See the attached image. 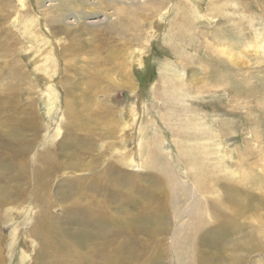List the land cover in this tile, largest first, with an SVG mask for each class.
I'll return each mask as SVG.
<instances>
[{
  "label": "rangeland",
  "instance_id": "1",
  "mask_svg": "<svg viewBox=\"0 0 264 264\" xmlns=\"http://www.w3.org/2000/svg\"><path fill=\"white\" fill-rule=\"evenodd\" d=\"M63 2L0 0V194L10 196L0 203V263L187 264V247L176 239L183 240L181 222L196 214L182 216L175 193L168 187L167 200L155 186L167 171L187 190L213 176L217 199L222 178L231 188L224 214L207 218L216 228L198 233L194 264H236L235 257L264 264V243L259 253L241 248L251 236L264 242V220L257 221L264 216V0H86L83 15ZM115 5L136 9L143 21L131 44L123 33L128 12L116 15ZM49 17L59 20L55 26ZM57 25L85 32L67 35ZM71 35L105 47L99 57L73 53ZM48 44L54 91L64 97L52 111L43 95L50 80L34 62L49 56ZM61 44L67 57L80 58L76 79L61 78ZM137 50L146 52L141 62L133 60ZM101 58L106 63L96 65ZM79 85L86 95L77 94ZM67 144L75 150L70 160ZM128 149L143 171L120 162ZM63 188L71 190V197L63 192L67 204L56 200ZM91 203L100 209H88ZM95 212L125 223L109 224L99 241ZM129 212L146 217L135 222ZM158 215L165 224L151 220Z\"/></svg>",
  "mask_w": 264,
  "mask_h": 264
},
{
  "label": "bare ground",
  "instance_id": "2",
  "mask_svg": "<svg viewBox=\"0 0 264 264\" xmlns=\"http://www.w3.org/2000/svg\"><path fill=\"white\" fill-rule=\"evenodd\" d=\"M22 4L24 3V0H19ZM63 1H65V2H63L64 4H62L63 5V9L65 10V8H67V11L69 12V11H71L72 9H78L79 11H81L82 10V7L84 6V4H85V1L86 0H63ZM138 7V6H137ZM97 9V8H96ZM134 11H136V9H131V8H129L128 9V11H126V10H124V9H119V7L117 6V5H115L114 6V11H113V13H115L116 15H117V13L118 12H120V13H125V12H128V18H129V24L127 25V27H126V29H124L123 30V33L125 34V35H127L128 34V36H130V38H129V44H131V42H132V39H133V37L134 38H138V36H137V34L135 33V31H138V30H140V25H141V23L143 22L142 20V22L141 21H138V19H137V16L134 14ZM83 14H86L84 11H81V15H83ZM45 15V14H44ZM156 15V14H155ZM26 18V17H25ZM49 18H51V17H49ZM56 21H59V20H56V18H55V20L54 19H50V22L51 23H53V25L55 24V22ZM79 24V23H78ZM109 25V24H108ZM55 26V25H54ZM57 29L59 30V32H65V33H67V35L70 33V34H73V33H75V32H81V33H83L84 34V32H85V30L83 29V28H80V26H78V28H76V29H74V27H70V26H64V27H62V26H60V25H57ZM77 29H79V31H77ZM95 31V30H97V29H95V28H91V31ZM99 30H101V29H99ZM56 32V31H55ZM134 32V33H133ZM53 33V32H52ZM78 34V33H77ZM79 35V37H83V35L82 36H80V34H78ZM72 37H74V36H72L71 35V39H73ZM76 37V36H75ZM57 38V37H56ZM60 38V37H59ZM97 38H100V37H97ZM97 38H95V39H97ZM103 38H101V40H102ZM74 41H75V45H70L69 46V49H70V51H72L73 53H76L78 50L80 51V50H83V49H88L89 50V52L91 51V53L92 54H94L95 56L94 57H99V54H100V51H101V49H100V46L102 47V46H104L105 47V45H101L100 44V46H99V42L97 43V41L95 40V42L93 41L92 42V40L89 38V37H87V38H84V39H80V38H76V39H73ZM72 40V41H73ZM100 41V40H99ZM47 43H49V42H47ZM57 43L59 44V41H58V39H57ZM61 43H63V42H61ZM71 44V43H70ZM35 45V44H34ZM50 45L51 44H48L47 46H48V48H50V54H49V56L48 57H46L47 55H45L44 56V53L45 54H47L46 52H44V53H42V54H40L39 56L37 55L35 58H34V62L37 64V62L39 61V62H42L43 64H44V70H43V74H44V79L43 80H45V81H47V80H50V82H49V84L45 87V89H43V95H45V96H47V99H48V111L49 110H53V108H55L56 107V105H57V102H58V100L59 101H62V99L64 98L62 95H60V94H58L56 91H54L55 89H58L57 87H55L53 84H55V83H53V75L55 74V72L57 71V63H56V61H55V56H54V49L53 48H51L50 47ZM65 45V44H64ZM63 44H61L60 45V53H61V56H62V58L64 59V63H65V73L63 74V77H61L62 79L63 78H67V77H69L70 75H71V77L72 78H74V79H76V76H77V74H79V72H80V66H78V64L80 63V58H78V57H73V58H71V57H67V53H66V46H64ZM55 48H57V47H55ZM58 49V48H57ZM51 50H53V52L51 51ZM48 51V50H47ZM79 51H78V53H79ZM138 52H136V51H134L135 53H136V55H135V58L136 59H133L134 61H140V58L142 57L141 56V53H146V52H143V51H141V53H140V51L139 50H137ZM221 51V50H220ZM90 53V54H91ZM220 53V52H219ZM223 53H224V51H223ZM72 54V53H71ZM227 54H229V53H227ZM70 56V55H69ZM77 56V55H76ZM228 56V55H227ZM40 57H41V59H42V61H40L39 59H40ZM82 59V58H81ZM83 59H84V57H83ZM105 60V58L104 59H99V62L97 61L95 64L96 65H101L102 64V62ZM136 61V62H137ZM105 63H106V61H104ZM103 62V63H104ZM141 62V61H140ZM41 64V63H40ZM43 64H41V65H43ZM39 65V64H38ZM46 65V66H45ZM71 71H73V74L71 73ZM74 72H76V73H74ZM40 76V75H39ZM43 77V76H42ZM41 77V78H42ZM46 78V79H45ZM40 79V78H39ZM93 79V81H95V78H92ZM77 84V83H76ZM78 85V84H77ZM90 87V86H89ZM55 88V89H54ZM82 85H79V87H78V90H79V93H77V94H80V95H86V93H85V91L84 90H82ZM70 89V88H69ZM74 87H72L71 88V92H72V95H73V98H74V95H76V90L74 91ZM84 89V88H83ZM65 91V93L66 94H70V93H67L66 92V90H64ZM30 93V92H29ZM64 93V94H65ZM42 95V94H41ZM44 96V97H45ZM70 98V97H69ZM43 99H46V97L45 98H43ZM77 101V100H76ZM75 102V101H74ZM59 105H61L60 104V102H59ZM58 105V106H59ZM82 105V104H81ZM69 106H71V105H69V103H68V100H67V103L66 102H64V112H67L68 113V116H69V114H70V112H72V108L71 107H69ZM74 109V108H73ZM134 109V108H133ZM82 110H84V108H83V105H82ZM131 111H133L132 109H130ZM133 114H131V116H132ZM67 116V117H68ZM134 117V116H133ZM134 119V118H133ZM78 121V120H77ZM83 122V120H80V124ZM84 123V122H83ZM16 126V125H15ZM129 126H130V123H129V125H128V128H127V126H125V129H129ZM70 129V128H69ZM71 130V129H70ZM127 135H126V137L124 138V140H127V139H129V133H126ZM135 135V134H134ZM16 139V140H20L19 139V137L18 136H13V137H11V139L10 140H13V139ZM137 139V138H136ZM140 140V141H139ZM138 141V147H139V153L142 151V138L141 139H139ZM133 142V141H132ZM69 147H73V145H66L65 146V149H66V153H64L63 155L66 157V158H68V160H70L71 158H73L72 157V155H74L73 154V151H75V150H73V151H70L69 150ZM138 147H137V151H138ZM70 151V152H69ZM128 152L129 153H122V157H121V160H120V162L122 163V164H126V165H131V166H133L134 167V169L135 170H140V171H143V167H142V165H143V163H141V161L137 158V159H135V157H134V155L132 154V152L130 151V149H128ZM138 153V154H139ZM138 154H136L135 156H137ZM128 155V156H127ZM120 156V155H119ZM139 157H140V154L138 155ZM127 157V158H126ZM126 160H128L127 162H125ZM145 163V162H144ZM72 164V163H71ZM75 164H76V162H75ZM148 164H150L151 165V163L150 162H146V165H148ZM69 165H70V163H69ZM77 165V164H76ZM144 166H145V164H144ZM165 166V165H164ZM21 168H23V170H24V167L23 166H21ZM72 168V167H71ZM64 170V169H63ZM66 170V169H65ZM77 170V169H76ZM97 171H98V169H97ZM167 172V171H166ZM165 172V173H166ZM78 173V175H82L83 176V174L85 173V172H77ZM162 173V172H161ZM163 174L164 175V177H161V176H159L160 178H158V181H156L155 182V186L157 187V188H159V190L161 189V192H163V197L164 198H166L167 200H169V194H170V191H169V188H170V190H172V192L173 193H175V197H174V199H173V204L178 208V211L179 212H181L182 214V216H185V215H187V213L189 214L190 212H194L195 211V216L194 217H192L191 216V218L187 221V222H184V221H182L181 222V226H180V228L183 230V232H182V234H181V238L183 239L182 240V242L180 243V242H178V240L176 239V243L177 244H180V245H184L185 247H187V251H184V253L188 256V258H183L182 257V260H185V263H186V261H187V264H194L195 263V257L197 256H195V251H198V250H193V246L194 245H196V248H197V244H195V243H198V242H200V236H198V233L201 231V229H205V232H209V228L210 227H212V228H210V229H214V228H216V224H210V221H209V219H207V218H209V217H211V215H212V213H214L215 212V210L217 211H219L220 213H222V214H224V211H225V209L228 207V204H229V202L231 201V188H230V186H229V184H227V183H225V180L222 178V180L220 181V188H222V195L224 196L223 198L221 197L220 199H217L216 197H213V195L215 194V193H217V189H216V183H215V180H214V177L212 176H210V179H206V180H202L201 178H200V182L201 183H203L202 185H201V187L200 188H196V189H194V190H187V188H184V184L182 183V180L181 179H179L178 178V176H173V175H166V174ZM216 179V178H215ZM93 180V179H92ZM217 180V179H216ZM98 181L99 180H97V184H93L94 186V188L96 189V192H98V195H100L99 194V189H100V184L98 183ZM102 184V183H101ZM66 185V184H65ZM64 187V186H63ZM89 187H90V185H89ZM169 187V188H168ZM181 187H182V189H181ZM68 188V187H67ZM67 188H63V191H56L57 193H56V200L58 201V202H64V203H66V201H65V195H64V191H67L66 192V196L68 195V196H70L71 197V190L70 189H67ZM172 188V189H171ZM94 190V189H93ZM156 190V189H155ZM159 190H157V191H159ZM95 192V191H94ZM88 193V192H87ZM6 195H3V193H1L0 194V200L1 199H3L0 203H2V202H6V197H10V196H8V194L9 193H5ZM92 194V193H91ZM158 195V194H157ZM171 195V194H170ZM87 197V196H86ZM93 197H94V195H93ZM96 197V196H95ZM97 198V197H96ZM154 198V197H153ZM159 199V198H158ZM64 200V201H63ZM154 201V200H153ZM164 201H165V199H164ZM156 202V201H155ZM187 202V208H185V203ZM189 202H191V203H189ZM219 202V203H218ZM142 203H144V202H142ZM161 203V202H160ZM67 204V203H66ZM66 204H65V207H66ZM165 204H167V203H165ZM97 205V204H96ZM96 205H92V203L87 207L88 209H90V208H94V209H100V207L99 206H96ZM161 205V204H160ZM145 206V205H144ZM161 208V207H160ZM163 208V207H162ZM166 208H167V206H166ZM72 209V208H71ZM76 209V208H75ZM75 209L73 208L72 210H71V213H70V215L71 216H75L76 215V213H75ZM136 212V211H135ZM65 213V212H64ZM96 213V218H97V221L96 222H94V224H95V226H94V230H98V233L97 234H94V236L95 237H97L98 239H99V241H101L102 240V236L103 235H105V229H110V228H113V227H115V226H119L118 225V223H119V221H121V224L123 223H125L122 219H120V217L119 218H117V217H112V219L110 218V216L109 215H107V213L106 214H102V212H95ZM130 213V215H129V217H130V220H132V218H133V220L135 221V222H137L138 220H143L145 217H143L142 215L141 216H139V215H137V216H135V215H132L131 214V212H129ZM257 215V214H256ZM73 217H71V218H73ZM104 217H108V219H109V223H103L104 221H103V219H104ZM116 218V219H115ZM225 217H223V219H224ZM111 219V220H110ZM261 219H263L264 220V216H261V214H259L258 215V217H257V221L259 222H261ZM151 220H155L157 223H160V224H158V225H160L161 226V224H163L164 222V219H163V217H162V215H158V216H154V217H152V219ZM256 220V219H255ZM255 220H254V222H255ZM126 222H127V224H129V222L126 220ZM156 223V224H157ZM166 223V222H165ZM164 223V224H165ZM212 223V222H211ZM109 224H111L110 225V228H109ZM261 224V223H260ZM259 224V225H260ZM252 225V224H251ZM34 226H35V223H34ZM178 226V225H177ZM238 228V227H237ZM228 229V228H227ZM224 230V229H223ZM226 230V229H225ZM224 230V231H225ZM192 231V232H191ZM230 231V230H229ZM227 232H228V230H227ZM222 233V232H221ZM116 235V234H115ZM206 235H207V233H206ZM242 235V234H241ZM240 235V236H241ZM244 236H245V234H243ZM224 236V235H223ZM222 236V237H223ZM243 236V237H244ZM116 237H117V235H116ZM219 237V236H218ZM252 237V236H251ZM251 237H249L250 239H252V240H248V239H246L245 240V242L244 243H242V245H241V248L242 249H244V250H246V251H250L252 248V250H254V252H261V247H263V243L264 242H261V241H257V239H259V238H251ZM257 237V236H256ZM113 238H114V236H113ZM248 238V237H247ZM256 239V240H255ZM15 240V239H14ZM224 240L225 239H223V242H224ZM238 240V239H237ZM226 241V240H225ZM232 241H234V239L232 240ZM185 243H187L188 244V246H186V244ZM202 243V242H201ZM200 245V244H199ZM233 245H234V247H237V245H238V242L237 243H233ZM249 248H250V250H249ZM183 249H184V247H183ZM199 249V248H198ZM181 251V250H180ZM183 251V250H182ZM23 252V251H22ZM198 253H199V251H198ZM183 255L184 257L186 256V255ZM245 254V253H244ZM242 256H243V254H242ZM244 256H246V255H244ZM197 258V257H196ZM188 259V260H187ZM198 260H199V258H197ZM214 260H210L211 262H216V261H218V260H216L217 258H213ZM242 259H244V258H233V260L236 262V264H239V262L242 260ZM232 260V259H231ZM264 260V259H263ZM2 261V259H0V262ZM204 261V260H203ZM243 261V260H242ZM245 261H246V259H245ZM245 261L243 262V264H245ZM182 262H184V261H182ZM211 262H210V264H211ZM219 262V261H218ZM1 264V263H0Z\"/></svg>",
  "mask_w": 264,
  "mask_h": 264
}]
</instances>
